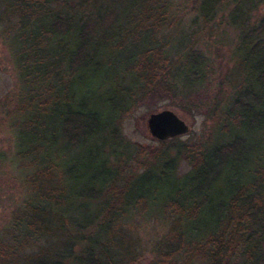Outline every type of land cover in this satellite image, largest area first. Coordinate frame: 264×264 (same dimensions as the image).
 <instances>
[{"label": "trees", "instance_id": "obj_1", "mask_svg": "<svg viewBox=\"0 0 264 264\" xmlns=\"http://www.w3.org/2000/svg\"><path fill=\"white\" fill-rule=\"evenodd\" d=\"M183 1L190 21L177 17L179 0H0V28L22 42L19 53L31 49L19 63L26 83L45 88L23 110L51 136L35 132L18 150L31 158L25 183L38 203L14 220L12 263L134 264L127 226L149 216L163 231L149 264H264V0ZM216 25L222 37L235 31L232 63L213 101L194 105L217 123L197 141L128 140L122 122L142 101H190L211 86L217 70L195 44ZM59 137L75 163L52 159Z\"/></svg>", "mask_w": 264, "mask_h": 264}, {"label": "rangeland", "instance_id": "obj_2", "mask_svg": "<svg viewBox=\"0 0 264 264\" xmlns=\"http://www.w3.org/2000/svg\"><path fill=\"white\" fill-rule=\"evenodd\" d=\"M175 12L177 17H183L185 21H190L194 17L191 1L179 0L175 6ZM255 15L256 17L264 16V4L259 7ZM215 27L216 29L211 31L216 35H210L211 31L208 29L195 44L197 49L210 58L215 71L217 70L211 86H206L207 89H204L202 95L190 101L174 98H150L142 101L122 122V129L128 140L151 148L160 145L161 141L155 139L149 132L147 118L150 113L163 109L173 110L190 126L188 133L179 136L183 140H200L209 133L214 123H217L216 117L208 112V108L198 109L194 105L199 101H213L212 98L220 91V82L227 74L226 71L232 63H229V50L235 42V31L233 28L228 27L226 34L222 37L223 27L218 28L217 25ZM13 33L8 30L3 31L0 28V264H26L21 255L16 256L15 263L11 262L9 256L10 246L14 244L15 236L21 235L20 231L14 229L13 223L20 216L25 203L28 202L29 206L32 205L31 210L38 203V199L27 191L25 183L27 173L32 170L29 164L31 158L21 157L18 150L28 148V141L26 143L24 141L35 132L40 135L39 140L51 137L45 131L48 126H34L38 123H36L37 120L33 119V111L23 110V105L35 104L43 100L45 95L42 91L45 88L39 85L37 81L26 83L27 79L22 74L19 63H22V58L30 55L31 49L25 46L23 47L25 53H19L18 51L23 44L20 40L12 37ZM70 40L71 37L67 36L64 42L61 43L60 38H58L52 46L53 52L57 55H64L66 49L71 45ZM231 42L233 43L230 44ZM66 78L68 85V75ZM53 81L59 85V76ZM206 92L208 93L206 94ZM209 97L211 99L208 100ZM60 107H62L61 104L60 106L58 104V108ZM38 118L41 125L45 124L46 119L43 114ZM64 146L65 141L61 137L58 138V142L54 146H50L53 147L50 153L54 161H59L61 155H65L67 160L73 155V151L65 153L60 151ZM73 158L71 162L75 163L76 157L74 160ZM78 161L80 164L87 162L85 154L79 157ZM66 180L67 185H72L73 176L67 177ZM60 183L58 175L54 174L51 185L59 188ZM43 188L45 187L43 186ZM29 206L24 210L29 209ZM159 224V221L149 216L137 217L135 222L128 224L132 245L135 247L136 253H139V256L136 255L138 258L134 264H149V261L153 259L152 251L163 233ZM42 241L41 245L44 246L45 242ZM18 244L20 243L18 242ZM37 247L38 245L32 246L30 250L25 251V255H31L32 252L39 250L40 247L36 249ZM37 261L41 262L40 258Z\"/></svg>", "mask_w": 264, "mask_h": 264}, {"label": "water", "instance_id": "obj_3", "mask_svg": "<svg viewBox=\"0 0 264 264\" xmlns=\"http://www.w3.org/2000/svg\"><path fill=\"white\" fill-rule=\"evenodd\" d=\"M147 127L151 135L159 141L178 137L190 131L187 122L171 109L150 113Z\"/></svg>", "mask_w": 264, "mask_h": 264}]
</instances>
